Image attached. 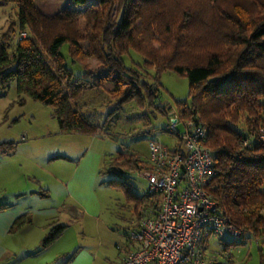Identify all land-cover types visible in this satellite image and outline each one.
I'll return each mask as SVG.
<instances>
[{
  "label": "trees",
  "instance_id": "16d2710c",
  "mask_svg": "<svg viewBox=\"0 0 264 264\" xmlns=\"http://www.w3.org/2000/svg\"><path fill=\"white\" fill-rule=\"evenodd\" d=\"M62 1L59 12L47 16L34 0H0V6H16L21 34L11 55L7 50L14 27L1 37L0 88L5 90L14 81L19 98L28 96L50 107L61 134L107 137L104 129L115 119L109 116L100 126L79 106L85 91L102 87L101 81L87 85L89 80L76 78L60 52L64 45L70 63L86 70V61L94 57L113 73L107 78L113 88L104 92L119 105L135 100L140 107L145 101L153 106L161 73L185 76L188 103L176 110L182 119L194 118L208 128L203 145L216 173L206 190L241 231L238 239L243 234L264 235V145L256 139L264 129V0H237L225 7L220 0H175L174 5L167 0H119L114 18L111 0ZM78 7H83L81 15ZM79 16L84 20L83 33ZM83 41L88 42L86 50L80 46ZM129 51L143 58L146 70L155 71L153 84L135 68L126 67L122 57ZM156 108L166 115L165 108ZM244 139L248 147L242 145ZM12 148L8 144L4 152ZM143 163L119 151L102 161L98 174L116 177L109 185L138 201L125 176L147 168ZM148 198L147 193L139 201L143 205ZM24 220L17 219L10 232ZM64 230L65 226L51 228L41 247L51 245Z\"/></svg>",
  "mask_w": 264,
  "mask_h": 264
},
{
  "label": "rangeland",
  "instance_id": "374dc122",
  "mask_svg": "<svg viewBox=\"0 0 264 264\" xmlns=\"http://www.w3.org/2000/svg\"><path fill=\"white\" fill-rule=\"evenodd\" d=\"M167 1L172 5L175 3V0ZM220 1L225 7L234 4L237 0ZM34 3L41 13L54 16L59 12L63 1L34 0ZM108 5L114 18L117 15L119 0H111ZM242 5L246 6L243 3ZM77 10L81 15L83 7H78ZM204 10L206 15L210 14L205 6ZM79 22V29L83 33L84 20L81 16H79ZM10 26L14 27V30L9 36L11 38L7 50L9 55L13 52L21 35L17 24V8L14 4L0 6V40ZM25 35L23 33V36ZM80 46L86 50L88 42L83 41ZM67 50L66 44L60 52L76 78L89 80L87 85L98 84L101 81L102 87L85 91L79 106L86 118L100 126L109 116L115 119L114 125L104 129L106 133L104 136L107 135V137L59 133L51 108L28 96L19 98L16 84L11 81L5 90L0 88V155L3 151L1 146L5 142L15 146L21 141L23 143L30 140L29 146L34 150H44L53 146L57 153L67 156L68 160L59 162L65 169L70 170L72 164H75L78 157H81L89 147L96 150L98 154L101 153L102 161L114 157L119 151H125L137 156L144 165L148 164L150 158L149 141H159L168 148L173 146L175 137L165 131L168 117L156 107L159 105L166 110L178 109V105L188 103L189 86L185 76L171 71L161 73L157 78L158 92L153 106H149L145 101L144 106L140 107L135 100L119 105L104 92L113 88V84L107 81V78L114 77L113 73H109L103 63L94 57L86 61V70L81 64H72L68 59ZM122 59L127 68H135L142 73L146 83L153 84L155 71L144 68L143 58L140 55L129 51ZM86 71L92 73L91 77L86 74ZM178 131H181L179 127ZM85 166L88 168L84 163L83 179L75 196L87 205L91 214H100V219H93L84 226L78 221L70 227L67 235L73 233L85 247L92 249L91 254H97L98 262L111 261L115 264L129 249L128 236L137 229V213L143 203L139 200L148 193V184L139 175L140 171L126 174L130 193L139 198L138 201L130 200L120 188L109 185L111 180H117L116 177L99 175L97 172L93 178V175L88 174L89 170ZM53 200L54 198L52 202ZM207 251L209 256L215 257L221 264H264V242H256L252 235L243 234L240 239L235 240L230 238L219 240L211 237L207 242Z\"/></svg>",
  "mask_w": 264,
  "mask_h": 264
},
{
  "label": "built area",
  "instance_id": "2783aa9c",
  "mask_svg": "<svg viewBox=\"0 0 264 264\" xmlns=\"http://www.w3.org/2000/svg\"><path fill=\"white\" fill-rule=\"evenodd\" d=\"M166 115L165 131L176 140L171 148L156 140L148 143L150 158L139 175L147 181L149 198L138 210L129 249L116 264H221L208 255L207 242L211 237L238 239L241 231L206 190L216 173L203 145L208 128L194 118L182 119L176 109ZM256 139L264 145V129ZM242 145L248 147V140ZM262 240L264 235L255 238Z\"/></svg>",
  "mask_w": 264,
  "mask_h": 264
},
{
  "label": "crops",
  "instance_id": "0c3cea01",
  "mask_svg": "<svg viewBox=\"0 0 264 264\" xmlns=\"http://www.w3.org/2000/svg\"><path fill=\"white\" fill-rule=\"evenodd\" d=\"M21 142L4 152L9 143L5 142L0 155V206H5L0 210V264H113L98 262L92 249L73 233L67 235L78 221L84 226L100 219V214H91L75 194L83 179L84 163L94 178L102 163L101 153L89 147L67 170L59 161L68 157L53 146L37 151L30 148V140ZM22 217L23 225L10 232ZM55 226H65L64 232L48 247H41Z\"/></svg>",
  "mask_w": 264,
  "mask_h": 264
}]
</instances>
